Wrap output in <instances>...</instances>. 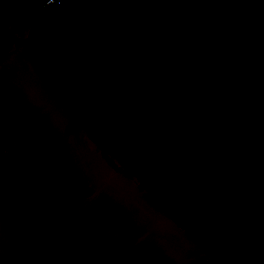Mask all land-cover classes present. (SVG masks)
Instances as JSON below:
<instances>
[{
  "label": "trees",
  "instance_id": "trees-1",
  "mask_svg": "<svg viewBox=\"0 0 264 264\" xmlns=\"http://www.w3.org/2000/svg\"><path fill=\"white\" fill-rule=\"evenodd\" d=\"M44 1L0 0V41ZM209 1L264 48V0ZM177 4L67 0L44 10L27 50L101 147L220 249L209 264H264V112L243 99L214 26Z\"/></svg>",
  "mask_w": 264,
  "mask_h": 264
},
{
  "label": "water",
  "instance_id": "water-1",
  "mask_svg": "<svg viewBox=\"0 0 264 264\" xmlns=\"http://www.w3.org/2000/svg\"><path fill=\"white\" fill-rule=\"evenodd\" d=\"M62 4L0 41V264H209L220 249L101 147L27 50Z\"/></svg>",
  "mask_w": 264,
  "mask_h": 264
},
{
  "label": "rangeland",
  "instance_id": "rangeland-1",
  "mask_svg": "<svg viewBox=\"0 0 264 264\" xmlns=\"http://www.w3.org/2000/svg\"><path fill=\"white\" fill-rule=\"evenodd\" d=\"M177 1L179 7L201 16L214 26L220 52L230 60L233 71L241 77L243 99L255 111L264 112V65L257 59L264 54V48L245 33L234 34L230 17L209 0ZM244 42L248 43L247 47Z\"/></svg>",
  "mask_w": 264,
  "mask_h": 264
},
{
  "label": "built area",
  "instance_id": "built-area-1",
  "mask_svg": "<svg viewBox=\"0 0 264 264\" xmlns=\"http://www.w3.org/2000/svg\"><path fill=\"white\" fill-rule=\"evenodd\" d=\"M63 0H45L47 5L61 4Z\"/></svg>",
  "mask_w": 264,
  "mask_h": 264
},
{
  "label": "clouds",
  "instance_id": "clouds-1",
  "mask_svg": "<svg viewBox=\"0 0 264 264\" xmlns=\"http://www.w3.org/2000/svg\"><path fill=\"white\" fill-rule=\"evenodd\" d=\"M63 2H64V0L62 1V3H63ZM62 3H61V4H62ZM63 4H64V3H63ZM43 5H44V6H53V5H60V4L47 5L46 2L44 1ZM35 23H36V22H35ZM26 25H28V24H26ZM29 25H30V24H29Z\"/></svg>",
  "mask_w": 264,
  "mask_h": 264
}]
</instances>
